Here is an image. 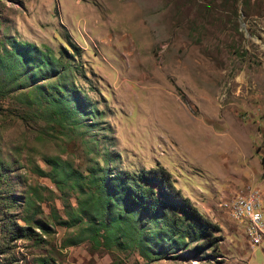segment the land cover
Returning <instances> with one entry per match:
<instances>
[{
  "label": "rangeland",
  "instance_id": "rangeland-1",
  "mask_svg": "<svg viewBox=\"0 0 264 264\" xmlns=\"http://www.w3.org/2000/svg\"><path fill=\"white\" fill-rule=\"evenodd\" d=\"M263 162L264 0H0V264H264L222 203L264 191ZM157 166L217 250L179 207L133 202Z\"/></svg>",
  "mask_w": 264,
  "mask_h": 264
},
{
  "label": "trees",
  "instance_id": "trees-1",
  "mask_svg": "<svg viewBox=\"0 0 264 264\" xmlns=\"http://www.w3.org/2000/svg\"><path fill=\"white\" fill-rule=\"evenodd\" d=\"M26 51V50H25ZM14 52L20 53L22 60H24L25 56L16 49ZM48 63V62H47ZM55 107L52 113L49 116L57 122L63 123L65 121V111L61 105L55 104ZM68 115V114H67ZM264 166V162H263ZM139 182L141 185L137 189L140 193L141 198H134L133 202H142L146 205L149 211H153L156 209L157 203L162 204H172L176 207H179L185 214L192 217L196 221H198L202 226H206L207 229L205 231L206 237H212V244L204 245V247H209L210 245L214 247V249H218V243L220 241V236L214 235L213 230H220V226L218 224L213 223L210 219H208L204 214L198 209V207L192 202L191 198L185 195L182 190L177 187L175 181L173 179L172 173L164 166L152 167L149 169H144L138 175ZM95 180H98L97 178ZM103 184H100V188H98V193L93 201L98 202V206L95 208L94 215L89 216V223L93 225V229H95L94 238L104 237L106 229L109 227V221L107 220L106 210L109 207L110 199L108 195V191L104 188V178H102ZM144 183H150L155 185L159 189V193L162 195V199L158 197L157 191L151 186H145ZM103 206L101 208L100 206ZM105 207V208H104ZM101 211V213H100ZM100 219H99V218ZM128 216H118L113 218L111 227L113 233H119V237L125 235L128 236L126 232L127 228H124L122 224L124 222L127 223ZM98 223V224H96ZM110 225V226H111ZM110 229V228H109ZM213 229V230H212ZM16 232H12L15 236L14 239L20 238H30L34 234L35 230L31 226L17 224ZM110 231V230H109ZM217 255V254H214Z\"/></svg>",
  "mask_w": 264,
  "mask_h": 264
},
{
  "label": "built area",
  "instance_id": "built-area-1",
  "mask_svg": "<svg viewBox=\"0 0 264 264\" xmlns=\"http://www.w3.org/2000/svg\"><path fill=\"white\" fill-rule=\"evenodd\" d=\"M222 203L235 219L244 222L251 243L261 244L264 240V191L251 186L245 193L226 198ZM231 204H240V211H231Z\"/></svg>",
  "mask_w": 264,
  "mask_h": 264
},
{
  "label": "bare ground",
  "instance_id": "bare-ground-1",
  "mask_svg": "<svg viewBox=\"0 0 264 264\" xmlns=\"http://www.w3.org/2000/svg\"><path fill=\"white\" fill-rule=\"evenodd\" d=\"M231 211H240V204H231Z\"/></svg>",
  "mask_w": 264,
  "mask_h": 264
}]
</instances>
